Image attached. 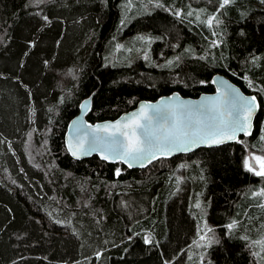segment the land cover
<instances>
[{
  "label": "trees",
  "instance_id": "trees-1",
  "mask_svg": "<svg viewBox=\"0 0 264 264\" xmlns=\"http://www.w3.org/2000/svg\"><path fill=\"white\" fill-rule=\"evenodd\" d=\"M126 1L0 0V264H200L186 251L204 222L202 264H254L242 233L264 221V177L245 167L264 155V2L159 0L131 17ZM123 40L149 52L113 57ZM218 74L259 98L252 136L146 169L69 155L85 99L88 121L115 120L143 100L212 93Z\"/></svg>",
  "mask_w": 264,
  "mask_h": 264
},
{
  "label": "snow or ice",
  "instance_id": "snow-or-ice-1",
  "mask_svg": "<svg viewBox=\"0 0 264 264\" xmlns=\"http://www.w3.org/2000/svg\"><path fill=\"white\" fill-rule=\"evenodd\" d=\"M229 3L230 0H222L220 7ZM214 19L215 17L209 18L207 24L211 26ZM255 101V97L239 96L233 89L225 93L223 100L205 104L142 106L139 116H134L130 122L121 124L118 121L103 127L96 126L94 133H107L106 136L89 134L81 128H76L77 144L73 154L76 155L87 140L90 150L108 152L112 158L128 162L131 166L134 160H140L141 163L145 160L150 162L158 154L168 155L175 151H189L199 144H218L224 140H232L236 138L237 133L250 134V121L256 107ZM225 106H227L226 110ZM145 107L151 108L153 112L151 118L146 115ZM141 120H146L148 123L142 124ZM153 121L160 125L159 129L153 128ZM87 127L91 128L90 125ZM138 129L142 132V139L137 136ZM157 131L161 135H157ZM120 137H123V140ZM261 139H264V136ZM103 158L107 159L108 156ZM252 160L256 161L259 167L256 168L245 161L247 170L264 177V157L253 156ZM260 195H264V192ZM233 226L229 225V228ZM204 238V236L200 237L201 240ZM145 242H149L147 238Z\"/></svg>",
  "mask_w": 264,
  "mask_h": 264
},
{
  "label": "water",
  "instance_id": "water-1",
  "mask_svg": "<svg viewBox=\"0 0 264 264\" xmlns=\"http://www.w3.org/2000/svg\"><path fill=\"white\" fill-rule=\"evenodd\" d=\"M212 83L214 86V92H212V93H208V94L205 93V94L200 95L197 98H191V97H184L180 93L174 92V93L169 94V95L161 96L155 101L143 100V101H140L134 109L123 113L122 115H120L115 120H105V121H99L96 123H91L86 118V115L89 113L90 108H91V98H87L81 103L78 115H76L70 121V123L68 125L67 131L65 134L66 149H67L69 155L76 161H82V160L97 156L101 161L107 162L109 164H122L124 167H126L130 170H133V169H146L151 164H153L156 161H159L161 159H172V158L180 156V155L192 154V153L196 152L197 150L203 149V148H217V147H221L224 145L233 144V143L238 142L239 139L242 137L248 138V137L252 136L254 131H255L256 118L261 111V103H260L259 98L256 95L246 94L238 85L234 84L229 78H227L224 75H220V74L216 75L213 78ZM233 89L235 90L236 94H238L239 96L247 97V98H251V97L256 98V101H255L256 107H255V110L253 111L252 116H251V121H250L251 130H250L249 135H244L243 133H237V136L235 139L224 140L223 142L218 143V144H199L197 146H194L189 151H175V152H172L171 154H168V155H159L158 154L157 157L152 159L150 162L145 160L143 163H141L140 160H134L131 162V166H129L128 162H124V161L112 158L111 154L108 152H103L100 150H96V151L90 150L88 147L87 140L84 141L83 147L79 151H77L76 155L73 154V151L76 150V144H77V140H76V136H75V129L76 128H81L82 130L88 132L89 134H95L98 136H106L107 133H103V132L94 133V129L96 128V126L99 125V126L103 127L104 125H107V124H115L118 121L121 124H124L126 122H130L134 116H136V117L139 116L142 106H149L150 105V106L160 107L162 105H167V104H181V103L185 104V105H192V106L198 105V104H205V103H208L210 101H221V100H223L225 93L228 90H233ZM83 105H87V106L82 107ZM226 109H227V106H225V110ZM145 113L150 118L153 116V112H152L151 108L145 107ZM140 123L147 124L148 121L141 120ZM89 125L91 126V128L87 127ZM153 128L159 129L160 125L157 124L155 121H153ZM110 131H111V129H110ZM157 135H161V133L159 131H157ZM137 136L141 139L143 138L142 132L139 129L137 130ZM120 139L123 140V137H120ZM104 156H108V158L105 159V158H103ZM250 164H252L256 168H258L255 161H253L252 159L250 160Z\"/></svg>",
  "mask_w": 264,
  "mask_h": 264
},
{
  "label": "rangeland",
  "instance_id": "rangeland-1",
  "mask_svg": "<svg viewBox=\"0 0 264 264\" xmlns=\"http://www.w3.org/2000/svg\"><path fill=\"white\" fill-rule=\"evenodd\" d=\"M149 1H152V3H149ZM232 1V0H230ZM146 3V4H145ZM160 1L159 0H127L124 3V8L127 12V16H140L144 13L143 8H146L147 6H158L161 5L159 4ZM142 4H145L142 6ZM261 3H257V5ZM148 13V11H147ZM182 10L178 9V14H181ZM189 13L193 14H197V11H193L191 12V10L187 13L188 16ZM217 15H213L212 17L216 18ZM198 20L202 21V18L199 17L197 15ZM211 18V17H210ZM214 22V20H213ZM212 22V23H213ZM207 24V21L205 22ZM208 25V24H207ZM149 41L151 38L150 35H147L146 37ZM140 43H138V41H127L126 43L124 42V40L120 43L117 44L114 53H112L113 57H117L118 53H121L124 49H126V51L128 52V56L130 55L129 53H131V51L133 50V47H136L137 50H141L144 54H147L149 52V48H150V43L147 41L145 44L141 43V40H139ZM131 47H129V45ZM142 44V45H141ZM129 59V58H128ZM126 59V61L128 60ZM121 61V59L119 60ZM124 62V61H123ZM262 150H258V152H249L248 155H250L249 160L252 159L253 156H259V157H264V155L261 152ZM250 163V161H249ZM256 165L259 167L258 163L255 161ZM184 171L183 169L179 170L176 172L175 174V178L173 179L175 181V185H176V191L179 190L180 188V183L181 180L184 179ZM264 192V183L260 185V187H258L255 192L253 197L255 198V201L257 203L255 204H259L261 205L262 209H264V195H260V193ZM190 194V193H189ZM254 201V202H255ZM254 220H250L249 224L250 226L248 227H253L252 229H250V231H246L244 233H242V237L243 240L246 241L248 244L247 246H249L253 258H254V264H264V221H260L259 223H254ZM240 221L238 219H234V221L230 224V225H234L231 228H228V230L230 232L235 231L236 229L239 228V223ZM253 225V226H252ZM202 228L199 230V233L196 234V237L194 239V242L192 243V247H190L187 251H186V259H194V257L197 255H200V257H198V259H201L200 264H202L204 262L208 254L209 248L212 246L213 244V235H212V230L209 231L210 227L207 225V223H203ZM229 227V226H228ZM201 236H204L205 238L203 240L200 239ZM99 257V256H98Z\"/></svg>",
  "mask_w": 264,
  "mask_h": 264
},
{
  "label": "bare ground",
  "instance_id": "bare-ground-1",
  "mask_svg": "<svg viewBox=\"0 0 264 264\" xmlns=\"http://www.w3.org/2000/svg\"><path fill=\"white\" fill-rule=\"evenodd\" d=\"M256 140V139H255ZM254 141V140H253ZM252 190V189H251Z\"/></svg>",
  "mask_w": 264,
  "mask_h": 264
}]
</instances>
